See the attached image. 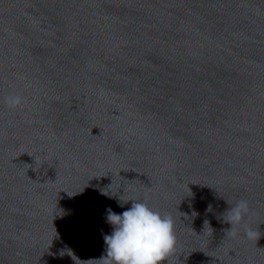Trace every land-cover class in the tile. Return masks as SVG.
Listing matches in <instances>:
<instances>
[{"label": "clouds", "instance_id": "obj_1", "mask_svg": "<svg viewBox=\"0 0 264 264\" xmlns=\"http://www.w3.org/2000/svg\"><path fill=\"white\" fill-rule=\"evenodd\" d=\"M24 98L10 94L5 98L9 109L15 110ZM133 201L130 209L116 214L109 208L107 222L113 226L111 235L104 236L106 256L98 264H164L176 247L175 222L170 214H161L146 201ZM127 202L122 200L123 203ZM249 212L248 201L241 199L227 211V221L233 226L240 224ZM246 237L257 240L259 233L246 227Z\"/></svg>", "mask_w": 264, "mask_h": 264}]
</instances>
